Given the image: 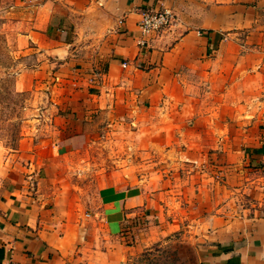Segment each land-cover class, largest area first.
I'll list each match as a JSON object with an SVG mask.
<instances>
[{
	"label": "crops",
	"instance_id": "crops-1",
	"mask_svg": "<svg viewBox=\"0 0 264 264\" xmlns=\"http://www.w3.org/2000/svg\"><path fill=\"white\" fill-rule=\"evenodd\" d=\"M166 1H17L16 87L31 94L27 111L33 113L20 148L10 153L22 151L23 161L0 173V264H126L151 239L155 212L148 190L155 182L149 176L163 173L151 153L165 150V158L176 156V145L183 143L191 151H198V144L229 143L227 135L215 132L210 122L215 117L206 135L196 129L176 135L177 124L166 122L173 119V90L195 79L197 68L212 67L213 57L204 58L223 35L219 26L204 33L174 27L153 38L145 35L138 24L142 11L165 7ZM261 62L244 79L255 82L252 114L264 123ZM220 90L227 96L230 85L223 83ZM128 122L129 142L143 150L140 164H129V174L143 178L96 188L77 182L75 174L85 175L81 169L94 158L101 133ZM151 127L157 131L153 136ZM247 138L242 132L239 142ZM252 141L240 156L258 167L247 185L264 205V136ZM191 151L199 160L201 152ZM89 191L93 195L86 199ZM204 220L200 264H264V215L233 216L222 204Z\"/></svg>",
	"mask_w": 264,
	"mask_h": 264
},
{
	"label": "rangeland",
	"instance_id": "rangeland-1",
	"mask_svg": "<svg viewBox=\"0 0 264 264\" xmlns=\"http://www.w3.org/2000/svg\"><path fill=\"white\" fill-rule=\"evenodd\" d=\"M17 1L0 0V173L5 165L13 168L14 163L23 161L22 151L11 157L10 153L20 148V140L28 131L27 120L33 113L27 111L31 94L23 92L8 97L5 93L10 85L16 87L17 80L20 55L14 44ZM163 5L175 16L165 33L173 32L174 27L200 33L210 27H223V35L212 53L204 58L213 57L212 67L197 68L195 79H185L179 91L173 90L175 103L170 111L173 119L166 122L177 124L176 135L189 136L191 131L206 135L209 119L215 117L210 120L215 132L227 135L229 143L198 144L199 160H193L192 149L184 143L176 145V156L166 154L163 158L165 150L161 154L151 153L153 162L158 158L159 165H163V173L149 176L155 182L148 190L151 211L155 212L150 218L153 220L148 235L151 239L126 264H200L199 237L206 231L204 218L214 214L217 206L224 204L225 211L233 216L264 215L262 199L247 185L251 182L248 174L258 167L243 163L240 156V150L252 143L253 137L264 136L261 134L264 123L256 121L252 114L255 82L250 76L244 79V73L253 72L261 58L264 71V0H168ZM28 61L29 56L25 59ZM205 69L214 74H205ZM6 71L12 75L7 76ZM223 83L230 85L227 96L220 93ZM121 125L101 133L92 148L94 158L84 162L81 169L85 175L75 174L77 182L96 188L123 178L133 182L143 178L138 172L134 177L129 174V164H140L143 150L129 142V122L127 126ZM150 131L151 136L157 132L153 127ZM242 132L249 137L246 142H239ZM198 151L191 153L196 155ZM93 171H100V175H90ZM240 172L243 176L239 178ZM92 195V191L84 194L86 199Z\"/></svg>",
	"mask_w": 264,
	"mask_h": 264
},
{
	"label": "built area",
	"instance_id": "built-area-1",
	"mask_svg": "<svg viewBox=\"0 0 264 264\" xmlns=\"http://www.w3.org/2000/svg\"><path fill=\"white\" fill-rule=\"evenodd\" d=\"M174 20L175 16L171 9L160 7L142 11L138 24L145 35L153 38L166 32L173 25ZM141 45H147V42L141 41Z\"/></svg>",
	"mask_w": 264,
	"mask_h": 264
},
{
	"label": "trees",
	"instance_id": "trees-1",
	"mask_svg": "<svg viewBox=\"0 0 264 264\" xmlns=\"http://www.w3.org/2000/svg\"><path fill=\"white\" fill-rule=\"evenodd\" d=\"M6 73H7V76L8 75H12V74H10V73H8L7 71H6ZM14 75V74H13ZM5 93L7 94L6 96H13V95H18L19 93L21 94V93H23V92H21V91H18L17 90V88L15 87V85H10L9 87H7V89L5 90ZM2 101H0V103H1ZM26 106H24V108H25Z\"/></svg>",
	"mask_w": 264,
	"mask_h": 264
}]
</instances>
